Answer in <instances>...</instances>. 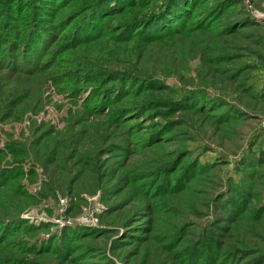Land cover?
I'll return each instance as SVG.
<instances>
[{
	"label": "rangeland",
	"instance_id": "obj_1",
	"mask_svg": "<svg viewBox=\"0 0 264 264\" xmlns=\"http://www.w3.org/2000/svg\"><path fill=\"white\" fill-rule=\"evenodd\" d=\"M0 264H264V0H0Z\"/></svg>",
	"mask_w": 264,
	"mask_h": 264
}]
</instances>
